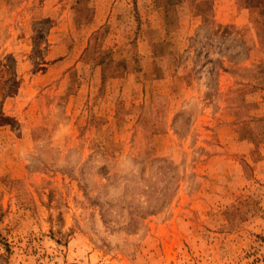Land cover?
Returning a JSON list of instances; mask_svg holds the SVG:
<instances>
[{"label":"rangeland","instance_id":"obj_1","mask_svg":"<svg viewBox=\"0 0 264 264\" xmlns=\"http://www.w3.org/2000/svg\"><path fill=\"white\" fill-rule=\"evenodd\" d=\"M0 264H264V0H0Z\"/></svg>","mask_w":264,"mask_h":264},{"label":"crops","instance_id":"obj_2","mask_svg":"<svg viewBox=\"0 0 264 264\" xmlns=\"http://www.w3.org/2000/svg\"><path fill=\"white\" fill-rule=\"evenodd\" d=\"M226 20H228V21H229V20H230V16H228Z\"/></svg>","mask_w":264,"mask_h":264}]
</instances>
